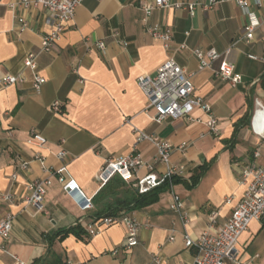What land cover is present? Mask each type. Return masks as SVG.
I'll use <instances>...</instances> for the list:
<instances>
[{
  "label": "crops",
  "instance_id": "1",
  "mask_svg": "<svg viewBox=\"0 0 264 264\" xmlns=\"http://www.w3.org/2000/svg\"><path fill=\"white\" fill-rule=\"evenodd\" d=\"M18 1L4 0L0 5V76L11 74L23 80L11 86L0 82V217L15 218L11 237L0 238V264H149L154 256H160L161 264L192 262L196 250L186 247L185 236L197 239L211 230L213 210L219 213L217 225L227 222L245 195L242 170L253 161L264 167V140L252 127L255 102L264 105V27L251 43L239 42L230 54L229 61L243 76V82L233 86L213 69L201 70L191 50L224 53L245 33L248 17L234 3L198 9L194 16L186 9H157L145 21L142 7L155 0H84L61 40L43 52L42 39L50 29L48 13L42 7L11 11L8 4ZM251 6L263 19L264 8ZM19 16L27 20L24 30ZM154 24L172 31L170 50L148 32ZM100 42L106 49L99 48ZM182 45L188 49L180 50ZM30 53L38 55L37 71L46 79L39 93L33 86L34 73L24 65ZM170 57L191 75L195 95L211 105L219 120L218 135L210 131L209 115L199 108L190 117L167 119L163 124L153 121L154 111H145L147 98L138 77L155 75ZM55 102L61 103L60 112L52 110ZM135 128L168 141L174 147L172 163L187 167L186 177L174 185V191L183 198L190 223L184 226L170 210L172 195L165 191L157 203L129 213L141 223L139 245L132 250L124 248L125 223L105 226L92 238L69 233L61 239L60 233L79 219L91 221L101 190L97 175L110 157L133 152ZM31 131L45 137L46 143L30 144ZM258 146L261 155L256 160L253 153ZM138 149L147 161L157 155L149 142ZM62 151L68 153L69 176L92 199L93 210L83 211L55 177L44 212L22 201H3L5 194L20 200L29 183L49 177L50 169L62 165L58 158ZM24 162L28 163L25 169ZM156 167L158 172L166 169L161 163ZM202 169L198 185L190 187L186 181ZM228 199L232 201L227 203ZM238 250L241 264H264L263 223L250 224Z\"/></svg>",
  "mask_w": 264,
  "mask_h": 264
},
{
  "label": "built area",
  "instance_id": "2",
  "mask_svg": "<svg viewBox=\"0 0 264 264\" xmlns=\"http://www.w3.org/2000/svg\"><path fill=\"white\" fill-rule=\"evenodd\" d=\"M84 0H20L11 2L8 7L12 10L31 11L35 8L42 7L48 13L47 23L49 31L45 33L42 39V51H51L55 45L61 40L67 24L73 21L76 16L77 9L83 4ZM4 0H0V5H3ZM234 3L241 9L245 10L248 17V22L245 26V33L241 35L229 47L226 52L219 53L215 49H193L191 52L197 57L200 62V69H213L216 76L224 81L230 82L233 86H237L243 82V76L236 71L235 65L229 61V56L237 44L241 41L251 43L256 36V32L261 27H264V18H258L254 11H251V5L254 4L257 8H264V0H194L192 2H176L171 3L168 0H155L154 2L146 3L142 8L145 11V21L151 17L152 13L157 9H186L192 16L195 15L198 9L202 11L213 10L220 4ZM22 29L28 26L27 20L23 16L18 17ZM148 32L155 39L160 40L164 48L170 50L173 39L172 31L164 28L160 24H154L148 27ZM126 45V43L124 42ZM101 50L106 49L103 42L98 44ZM186 45H182L180 50H187ZM37 54L30 53L24 61L25 67L34 73V89L37 93L41 92L46 79L38 74ZM251 59H257L253 55H249ZM218 62L217 68H213L214 63ZM22 78L11 74L0 76V82L5 86H11L22 82ZM81 83L83 81L81 80ZM138 85L147 98V106L145 111H154L153 121L157 124H163L167 119H181L192 116V112L199 108L209 115L208 126L210 131L218 135L219 120L213 115L212 107L205 102L201 97L195 95V86L192 82L191 75L170 57L163 64L155 75H142L138 77ZM61 103L55 102L52 106L54 112H60ZM252 127L260 139L264 140V105L256 101L255 112L252 117ZM136 134V144L133 152L128 155H119L107 159L105 166L97 175V179L101 187H104L114 177H120L128 184H132L139 194H146L151 190L163 185L166 182L170 183L169 192L172 195L170 202V210L177 214L184 226L190 223V215L187 212L185 202L175 191L173 178H185L187 175V167L184 164L174 165L172 163V153L174 147L168 141L161 139L154 134H148L140 129H134ZM45 137L31 131L30 144L42 146L46 143ZM143 142L153 144L157 149V155L153 161H147L138 149V146ZM186 144H182L180 149L184 150ZM257 160L260 155L259 146L253 153ZM62 165L59 168L50 169V176L31 182L27 185V194L19 200L13 194L3 195V201L9 204H15L22 201L26 206H30L36 212L45 211V201L49 187L53 184L55 177L58 183L62 186V190L67 192L80 208L87 212L94 209L92 199L87 198L79 189L76 181L69 176L68 153L62 151L58 154ZM37 159L42 162L41 157ZM164 164L165 171L158 172L157 164ZM22 168H27L28 163H21ZM145 170L143 175L141 170ZM16 177V176H15ZM240 182L245 184L246 191L242 200L233 210L227 222L217 225L218 211H212L209 228L211 230L203 232L200 237L193 239L190 236H185V245L187 248H194L196 256L194 260L187 264H241L239 259L238 243L241 235L246 232L250 224L257 220L264 224V167H261L253 161L245 166L241 172ZM232 200L228 199L227 203ZM14 216L7 214L0 217V238L8 240L14 228ZM115 223H125L127 225V235L124 243L125 249H131L139 245V231L141 223L129 213H122L116 217L93 218L89 223L83 217L76 222L80 225L89 238H92L100 233L103 227L110 226ZM174 237L170 238L172 241ZM174 241V240H173ZM118 253L117 250L112 252L113 255ZM15 264H30L17 261ZM149 264H161L160 256H154Z\"/></svg>",
  "mask_w": 264,
  "mask_h": 264
},
{
  "label": "trees",
  "instance_id": "3",
  "mask_svg": "<svg viewBox=\"0 0 264 264\" xmlns=\"http://www.w3.org/2000/svg\"><path fill=\"white\" fill-rule=\"evenodd\" d=\"M204 172V169H202L199 175L192 177L189 181H185L190 187H195ZM182 180L183 178H173V183L175 185ZM132 186V184L126 183L118 176L111 179L104 187H101L95 200L97 209L91 216L93 218L116 217V215L120 216L122 213H131L144 209L157 203L161 194L169 191L170 183L166 182L146 194H139ZM69 233L76 234L79 238H83L86 235V231L80 225H77L61 232V239Z\"/></svg>",
  "mask_w": 264,
  "mask_h": 264
}]
</instances>
